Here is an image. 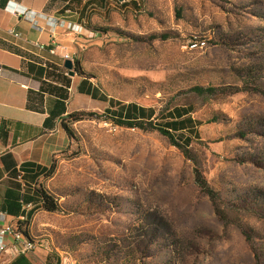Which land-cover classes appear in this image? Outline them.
Segmentation results:
<instances>
[{
    "label": "rangeland",
    "instance_id": "1",
    "mask_svg": "<svg viewBox=\"0 0 264 264\" xmlns=\"http://www.w3.org/2000/svg\"><path fill=\"white\" fill-rule=\"evenodd\" d=\"M102 27L74 30L73 62L116 108L154 115L140 126L104 112L68 122L74 136L42 182L60 208L36 214L27 253L50 250L60 264H264V0H143ZM183 108L191 122L172 132L191 137L186 147L155 127Z\"/></svg>",
    "mask_w": 264,
    "mask_h": 264
},
{
    "label": "crops",
    "instance_id": "2",
    "mask_svg": "<svg viewBox=\"0 0 264 264\" xmlns=\"http://www.w3.org/2000/svg\"><path fill=\"white\" fill-rule=\"evenodd\" d=\"M138 1L140 6L133 0H0V228L13 223L29 229L43 209L39 188L70 144L63 127L68 114L112 108L93 79L77 71L70 75L62 51L53 54L51 47L64 46L72 58L73 25L95 32L138 11L143 0ZM6 241H12L10 235ZM0 264H60V259L40 248L19 257L6 249Z\"/></svg>",
    "mask_w": 264,
    "mask_h": 264
},
{
    "label": "trees",
    "instance_id": "3",
    "mask_svg": "<svg viewBox=\"0 0 264 264\" xmlns=\"http://www.w3.org/2000/svg\"><path fill=\"white\" fill-rule=\"evenodd\" d=\"M135 1L138 6H140V2L138 0H133ZM109 28H104V27H95V32L96 33H101L104 31H108ZM64 65V64H63ZM75 66H76V71L85 75V73L81 70L79 61H75ZM69 71V70H67ZM63 81L66 87L70 86V78L65 75L63 77ZM194 90L198 93H205V92H214L216 89L215 88H200V87H195ZM67 89L64 88L63 93H62V98L66 99L67 98ZM60 104V101L58 102ZM110 106L112 108H108L104 111V114L117 119L116 121H119L121 124H127V125H141V121H149L154 115V110L152 108H145L143 106H137L136 104L129 103L126 106L124 104H120L118 108L113 109L114 103L110 99ZM65 110V108H64ZM189 111L185 108L183 109H176L175 111V117L172 118L170 121H166L164 125H156L155 127L164 135H166L171 141H173L175 144H177L180 147L187 146V142L190 141L191 137L190 136H181L183 137L182 139L177 138L173 134L174 131L178 130H184L188 128V123L191 122L190 116L184 118V115L188 114ZM101 116L100 112L97 111H76L68 114L67 118H65V122H63V127L68 133L69 137L74 136V131L73 128L68 124L70 121H78L81 120L87 116L91 117H99ZM171 116V115H170ZM48 122V121H47ZM173 129V130H172ZM55 171L54 164L50 167V169L46 172V177H50L53 175ZM196 182L199 184V186L206 191L209 195H213V191L210 189L209 185L207 184L206 180L202 178V176L197 173L196 175ZM42 186V185H41ZM39 194L41 197L42 201V207L43 209L47 211H58L60 206L59 203L56 199V197L51 194L47 188L44 186L39 188ZM19 230L23 233V235L30 241L34 242L29 229L24 225L20 224L19 225ZM26 253H21L18 255L23 256Z\"/></svg>",
    "mask_w": 264,
    "mask_h": 264
},
{
    "label": "built area",
    "instance_id": "4",
    "mask_svg": "<svg viewBox=\"0 0 264 264\" xmlns=\"http://www.w3.org/2000/svg\"><path fill=\"white\" fill-rule=\"evenodd\" d=\"M73 30H76V26H72ZM13 35L16 37H21L19 32L13 31ZM93 34V32H91ZM62 51V56L65 59H72L70 54L67 52L66 48L60 44L53 45L50 49L51 53L56 54L58 51ZM3 68L0 66V72ZM10 235L12 241L8 243L6 237ZM32 247H34V242L28 240L23 233L19 230V226L16 224L9 223L6 226L0 228V252L2 250L11 249L16 255L21 253H27Z\"/></svg>",
    "mask_w": 264,
    "mask_h": 264
},
{
    "label": "water",
    "instance_id": "5",
    "mask_svg": "<svg viewBox=\"0 0 264 264\" xmlns=\"http://www.w3.org/2000/svg\"><path fill=\"white\" fill-rule=\"evenodd\" d=\"M64 67L69 70L70 75H74L76 72L75 63L72 59H66L64 61Z\"/></svg>",
    "mask_w": 264,
    "mask_h": 264
}]
</instances>
